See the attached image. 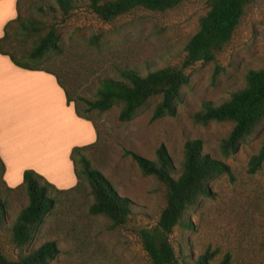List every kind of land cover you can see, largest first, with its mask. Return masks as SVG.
<instances>
[{
  "label": "rangeland",
  "instance_id": "rangeland-1",
  "mask_svg": "<svg viewBox=\"0 0 264 264\" xmlns=\"http://www.w3.org/2000/svg\"><path fill=\"white\" fill-rule=\"evenodd\" d=\"M33 1L21 0L22 15L39 20L43 30L20 37L17 46L31 48L50 24L55 25L60 48L49 52L40 65L58 73L72 98L88 99L95 98L103 78L120 79V69L134 68L146 74L162 67H179L187 41L208 10L206 0H185L169 10L139 8L105 22L92 13L86 0H76L75 9L63 21L59 10L38 13L32 8ZM42 1L54 4L53 0ZM249 69H264V0H246L232 38L212 62H198L185 69L188 83L181 89L174 116L151 120L159 95L148 99L126 122L118 119L120 105L91 112L98 137L85 150L86 156L119 195L132 201V213L125 225L112 228L106 217L89 214L93 196L88 181L81 176L71 191L49 188L55 199L53 207L30 243L17 248L11 241V228L28 198L22 187L8 189L0 175V202L4 204L0 253L16 259L20 253L54 241L57 251L47 264H151L138 233L156 224L165 205L166 187L154 176L142 175L124 151L154 160L156 149L163 145L174 166L172 175L177 177L185 141L200 139L202 152L225 162L231 175L223 173L210 181L212 195L185 212L192 229L173 228L169 241L178 264H188L206 251H216L210 264H217L225 253L231 255L230 264H264V163L254 174L247 171L250 156L264 142V116L240 141L238 150L228 156L221 153L220 144L233 124H201L192 118L201 110L202 102L217 105L243 88Z\"/></svg>",
  "mask_w": 264,
  "mask_h": 264
},
{
  "label": "trees",
  "instance_id": "trees-1",
  "mask_svg": "<svg viewBox=\"0 0 264 264\" xmlns=\"http://www.w3.org/2000/svg\"><path fill=\"white\" fill-rule=\"evenodd\" d=\"M86 1L92 13L108 22L134 9L165 11L185 0ZM206 1L208 10L200 17L196 32L187 41L184 48L185 55L179 67H162L146 74L134 68L120 69L118 70L120 79L105 77L100 81L94 99L82 96L72 98L58 73L40 65L49 52L60 48V37L55 25L50 24L45 33L37 37L31 48L24 49L17 46L16 41L20 37L37 35L43 30L39 20L22 15L21 0H17L16 3V18L4 26V33L0 38V53L7 55L20 68L42 70L53 74L65 92L67 103L73 102L78 117L92 121L90 117L92 111L104 112L113 105H120L118 119L126 122L136 115L148 99L157 95L160 96V100L152 111L151 120L174 116L181 89L188 83L185 69L195 63L212 62L215 59L216 54L232 38L246 4V0ZM53 2L54 4L35 0L32 8L40 14L59 10L64 21L77 5L76 0H53ZM263 116L264 69H249L245 74L243 88L217 105L211 101L202 102L201 110L195 112L192 118L201 124L209 121L233 124L227 137L220 144L221 153L228 156L238 150L240 141L253 131ZM95 143L71 149L70 159L77 178V184L72 188L58 190L33 170L27 169L23 172L22 183L14 188H24L28 198L27 205L21 209L11 228V241L17 248H23L30 243L43 217L53 207L55 199L50 196L49 188L56 192L71 191L78 186L81 176L88 181L93 196V203L88 207L89 214L106 217L110 220L112 228L123 226L128 222L133 208L132 201L119 195L109 180L100 171L91 167L86 156L85 150ZM124 155L137 164L142 175L154 176L166 187L165 205L156 224L150 229L143 228L138 233L142 248L151 264H178L169 235L177 225L184 229H192L193 224L184 218L185 212L196 205L201 198L212 195L209 182L223 173L231 175L229 166L221 160L204 154L200 139L185 141L180 173L177 177L172 175L174 166L163 145L156 149L154 160L131 150H125ZM263 163L264 142L258 151L250 156L247 163L248 173H256ZM2 170L3 163L0 160V174ZM3 220L4 204L0 202V224ZM56 251L55 242L47 241L36 249L20 253L16 259H9L0 253V264H47L55 257ZM215 253L216 251H206L188 264H210ZM230 261L231 255L225 253L217 264H230Z\"/></svg>",
  "mask_w": 264,
  "mask_h": 264
},
{
  "label": "crops",
  "instance_id": "crops-1",
  "mask_svg": "<svg viewBox=\"0 0 264 264\" xmlns=\"http://www.w3.org/2000/svg\"><path fill=\"white\" fill-rule=\"evenodd\" d=\"M16 3L0 0V38L17 16ZM97 137L93 122L76 115L53 74L20 68L0 53V175L7 188L19 186L27 169L59 190L74 187L71 149Z\"/></svg>",
  "mask_w": 264,
  "mask_h": 264
}]
</instances>
